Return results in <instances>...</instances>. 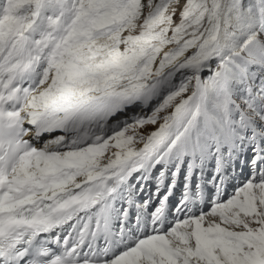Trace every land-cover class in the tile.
Returning <instances> with one entry per match:
<instances>
[{
  "label": "snow or ice",
  "instance_id": "6c2138e0",
  "mask_svg": "<svg viewBox=\"0 0 264 264\" xmlns=\"http://www.w3.org/2000/svg\"><path fill=\"white\" fill-rule=\"evenodd\" d=\"M0 264H264V0H0Z\"/></svg>",
  "mask_w": 264,
  "mask_h": 264
}]
</instances>
